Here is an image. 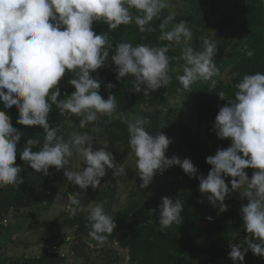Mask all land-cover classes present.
<instances>
[{"label":"clouds","instance_id":"9594fccd","mask_svg":"<svg viewBox=\"0 0 264 264\" xmlns=\"http://www.w3.org/2000/svg\"><path fill=\"white\" fill-rule=\"evenodd\" d=\"M169 7V0H0V104L5 109L18 110L19 125L39 126L45 133L37 151L33 150L35 142L27 141L21 160L47 176L50 168L66 169L70 158L77 157L84 165L82 170L71 168L64 175L81 190L89 186L98 189L108 169L114 170L115 177L125 174L111 151L94 150L87 133L72 132L65 138L58 134L57 127H50L48 117L55 106L61 115L80 117L81 129L96 122L99 116L113 117L116 96L109 95L105 100L100 95L99 79L92 75L108 62L113 45L107 33L93 31L94 22L102 21L109 30L134 23L139 32L151 33L156 31L152 22ZM133 11L139 14L134 15ZM174 19V14L169 13L158 26L159 40L168 42L163 46H134L129 42L116 45L111 63L116 66L117 79L132 76V90L136 93L148 95L171 83L168 53L174 47L181 49L179 59L184 61L182 74L177 76L181 85L178 92L188 90L198 80L216 88V77L220 75L214 62L216 43L202 37V49L195 50L190 45L193 33L188 22L173 23ZM247 55L251 57L253 52L247 51ZM66 72L74 75L69 83L75 91L60 98L59 84ZM107 87L114 85L109 83ZM235 88L234 99L219 109L213 127L219 139L230 140L231 144L206 158L211 170L206 177L198 178L200 192L221 213L228 210L225 200L230 193L239 192L247 200L240 214L243 229L249 235L241 244H231L229 252L234 264H243L249 250L264 256V72L245 74ZM218 96L225 99L223 91ZM115 118L127 125L141 188H147L157 172L173 166L180 167L190 178H197L198 169L191 159L166 158L171 140L161 132L150 134L145 128L150 123L148 118L129 120L123 113ZM21 136L7 112L0 110V187L22 182V168L16 164ZM246 169L254 170L251 179ZM225 177L232 178L231 188ZM71 204L75 206L73 215L85 210L75 198ZM183 210L182 200L163 197L159 205L161 230L179 224ZM87 212L88 235L103 243L106 234L116 228L114 220L106 214L103 202L90 204ZM208 219L211 221L212 217Z\"/></svg>","mask_w":264,"mask_h":264},{"label":"trees","instance_id":"16d2710c","mask_svg":"<svg viewBox=\"0 0 264 264\" xmlns=\"http://www.w3.org/2000/svg\"><path fill=\"white\" fill-rule=\"evenodd\" d=\"M190 6V13L175 17L173 23L187 21L193 36L190 45L195 50L202 49V37H207L217 45L214 62L220 75L216 77V88H209L208 83L202 80L194 82L186 91H177L181 87L177 76L182 74L184 61L179 59L181 49L174 47L168 55L170 59L171 83L155 92L144 95L136 93L133 88L132 76L118 80L116 66L111 63V56L115 54V47L120 42L163 46L166 41H160L159 24L170 13L165 9L160 18L152 22L155 32L141 33L133 23L121 25L115 30L108 26L93 24L96 34L107 33L113 49L109 51V60L105 66L94 72V78L101 83L100 95L106 100L109 95H115L117 100L116 113L113 117L99 116L97 121L87 127H79L80 117L64 114L53 106L49 114V125L58 128V134L67 138L72 132L87 133L98 150L103 148L123 164L132 154L129 146L127 125L115 118L123 113L129 120L130 116L146 117L150 123L145 125L146 130L157 135L159 132L166 135L171 143L165 153L166 158L174 156L181 160L191 159L198 169L197 178H190L184 171L173 166L157 172L152 183L147 188L134 186L128 194L124 213L117 214L113 219L116 228L111 234H106L104 242L115 243L116 248L103 251L102 264H197L195 259H215L229 256L231 244H241L248 233L243 229L240 208L247 203L246 199H236L228 195L225 203L226 212H219V208L211 206L199 190V175L207 176L211 166L206 158L214 156L218 150L227 149L231 141L221 140L215 134L213 127L215 118L221 107L227 106L230 99H234L235 85L245 74L264 72V0H183ZM133 14H139L133 11ZM171 27V25H169ZM247 51H252L249 57ZM228 72L234 77L232 82H226L223 77ZM74 78L73 73H65L59 88L61 96L71 95L75 88L69 83ZM111 83L113 88L107 85ZM6 91V90H5ZM223 91L225 99L218 96ZM179 96L183 106L180 115L184 118L176 124L165 126L164 115L157 109V105L166 98ZM0 110L9 115L12 126L21 134L17 144L16 164L20 166L21 183L0 187V238L5 222L27 211L34 218L49 208L50 202L58 190V184L65 186V195L74 197L86 207L97 199L98 193H90L79 189L68 182L63 170L55 167L49 169V174L37 173L26 162L21 160L20 153L28 140L34 141L33 150H39L43 143L44 130L39 126L27 127L19 125L16 108L5 109L0 104ZM70 122V125H69ZM70 158L72 161L73 158ZM246 169L245 171H248ZM228 177H225V180ZM163 197L173 200L180 199L184 204L181 222L163 231L159 225V205ZM47 206H44V204ZM75 207L74 205H72ZM70 206V207H71ZM155 209V212L152 210ZM208 217H212L209 221ZM87 216L83 211H77L62 222L54 220L43 224L39 228L52 232L50 241L60 243L59 239L64 230H75V235L89 238L90 228L87 226ZM254 243L257 241H253ZM53 244V245H54ZM244 247H247L245 244ZM73 255L88 261L92 255L75 245ZM243 250V249H242ZM47 249L38 257L10 256L6 247L0 241V264H68L67 257L50 252ZM192 257L190 261L186 257ZM98 258V257H95ZM128 258V261H127ZM96 260V259H95ZM95 264H101L94 261ZM205 264L207 263L204 262ZM238 264L240 262L237 261ZM243 264H264V256L254 255L250 250L245 255Z\"/></svg>","mask_w":264,"mask_h":264},{"label":"rangeland","instance_id":"374dc122","mask_svg":"<svg viewBox=\"0 0 264 264\" xmlns=\"http://www.w3.org/2000/svg\"><path fill=\"white\" fill-rule=\"evenodd\" d=\"M169 5L170 7L167 9L170 11V13L174 14V17L187 15L191 12L188 3H185L183 0H169ZM94 25H105V23L99 21L94 22ZM233 77L234 76L232 74L226 72L223 79L230 83L232 82ZM183 104L184 103L180 97L177 96L174 98H166L164 102H161L157 105L156 108L159 109L164 115L163 123L165 126L168 124H176L184 118L180 115V108L183 106ZM129 116L130 120L134 119L135 117H139L133 115ZM66 135L68 134L65 133V137ZM93 148L94 150H97L94 146ZM115 163L118 166L121 165L124 168V175L115 177L113 174L114 170L108 169L107 175L101 180V186L98 189L94 190L91 186H89L87 190H84L90 193H98L99 196L97 199L92 201L90 204L94 202H103L106 214L111 216L112 219H114L117 214L122 215L124 213L128 194L130 193L131 189L134 188V186L140 185L142 183V180L137 175L136 157L134 153L130 154L123 164H120L117 158H115ZM83 166L84 165L82 162L77 157H74L72 161L69 160V165L66 166V169L61 170H71L72 168L75 171H81ZM253 171V169L246 171L250 179L252 177ZM231 179V177L226 179V183L229 184V188H231ZM65 191V186L59 183L58 190L53 196L49 208L43 212H40L36 218H34L32 213L24 211L18 216L14 218L10 217L8 220H6L0 241L3 247L7 248L10 256H27L31 258L38 257L54 244L49 240L52 236V232L42 227L39 228V226L46 223L48 224L54 220L62 222L63 220L71 217V199L74 197H67L65 195ZM229 195L234 196L236 199H242L239 192H233ZM88 206L83 211L85 216L88 215ZM59 242L62 245L63 252L67 254L68 264H85L87 262L85 259L71 254L74 251L73 248L75 245H78L79 248H83V250L88 251L92 255L88 261V264H95L93 263L94 261H99L102 264L104 256L103 251H108L111 248L117 247L115 243L110 244L104 241L103 243H100L93 240L91 237H79L75 235V230L68 229L62 232ZM186 259L190 261L193 258L190 256L186 257ZM195 261L197 264H205L204 262L206 261V264H234L233 260H231L227 255L219 259L207 257L206 259H195ZM235 264L238 263L235 262Z\"/></svg>","mask_w":264,"mask_h":264},{"label":"built area","instance_id":"2783aa9c","mask_svg":"<svg viewBox=\"0 0 264 264\" xmlns=\"http://www.w3.org/2000/svg\"><path fill=\"white\" fill-rule=\"evenodd\" d=\"M44 206H47L45 203ZM52 253L60 254L62 257H67V254L63 252L61 243L54 244L50 247ZM73 255V252L71 253Z\"/></svg>","mask_w":264,"mask_h":264}]
</instances>
